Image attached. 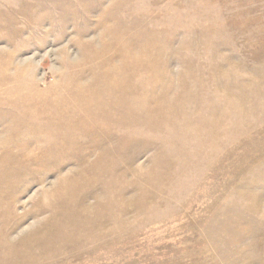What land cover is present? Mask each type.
<instances>
[{
	"label": "rangeland",
	"instance_id": "rangeland-1",
	"mask_svg": "<svg viewBox=\"0 0 264 264\" xmlns=\"http://www.w3.org/2000/svg\"><path fill=\"white\" fill-rule=\"evenodd\" d=\"M0 264H264V0H0Z\"/></svg>",
	"mask_w": 264,
	"mask_h": 264
},
{
	"label": "bare ground",
	"instance_id": "bare-ground-1",
	"mask_svg": "<svg viewBox=\"0 0 264 264\" xmlns=\"http://www.w3.org/2000/svg\"><path fill=\"white\" fill-rule=\"evenodd\" d=\"M144 49H145V48H144ZM127 55H128V54H127ZM111 64H112V63H111ZM109 66H110V65H109ZM113 66H114V65H113ZM113 66H112V67H113ZM107 67H108V66H107ZM107 67H105V70H106ZM115 68H117V67H115ZM109 69H110V67H109ZM117 69H118V68H117ZM103 70H104V69H103ZM127 70H128V69H127ZM106 71H107V70H106ZM108 72H109V71H108ZM110 72H112V71H110ZM103 75H104V74H103ZM117 75H118V74H117ZM121 76H122V75H121ZM103 79H104V78H103ZM105 80H106V79H105ZM123 80H124V79H123ZM110 81H111V80H110ZM110 81H109V82H110ZM104 84H105V83H104ZM110 85H111V84H110ZM99 90H100V89H99ZM94 91H95V90H94ZM94 91L92 90V92H94ZM101 91H102V90H101ZM103 91H104V90H103ZM126 91H127V90H126ZM126 91H125V92H126ZM96 92H97V91H96ZM96 92H94V94H95ZM98 92H99V91H98ZM113 92H114V91H113ZM113 92L111 91L112 94L117 93V92H114V93H113ZM121 92H122V91H121ZM121 92H120V93H121ZM127 93H128V92H126L125 94L127 95ZM90 94H91V93H90ZM98 94H99V93H98ZM123 94H124V93H123ZM123 94H122V95H123ZM125 94H124L123 96H125ZM85 95H86V94H85ZM85 95H84V97H85ZM99 95H100V94H99ZM103 95H104V94H103ZM87 96H88V95H87ZM93 96H95V95H93ZM97 96H98V95H97ZM107 96H108V95H107ZM118 96H119V95H118ZM79 97L81 98V95L78 96V98H79ZM91 97H92V96H91ZM110 97H113V98H114V96H110ZM116 97H117V96H116ZM75 98H77V97H75ZM82 98H83V97H82ZM85 98L87 99L88 97H85ZM92 98H93V97H92ZM97 98L99 99V97H97ZM104 98H105V97H104ZM104 98H103V99H104ZM107 98H108V97H107ZM121 98H122V97H121ZM73 99H74V98H73ZM73 99H72V101L75 102ZM90 99H91V98H90ZM90 99H89V100H90ZM95 99H96V98L93 99V103H95V102H94ZM110 99H111V98H110ZM114 99H116V98H114ZM96 100H97V99H96ZM112 100H113V99H112ZM119 100H120V99H119ZM72 101H71V102H72ZM91 101H92V99H91ZM99 101H100V100H99ZM105 101H106V100H105ZM110 101H111V100H110ZM69 102H70V101H69ZM77 102H78V101L76 100V103H77ZM84 102H85V101H84ZM89 102H90V101H89ZM80 103H81V102H80ZM82 103H83V101H82ZM99 103H100V102H99ZM95 104H96V103H95ZM103 104H104V103H102V106H101V107H104V106H105V105L103 106ZM105 104H106V103H105ZM68 105H70V104H68ZM76 105H78V104H76ZM79 105H80V104H79ZM82 105H83V104H82ZM87 105H88V104H87ZM97 105H101V104H96V106H97ZM70 106H71V105H70ZM80 106H81V105H80ZM91 106H93V105H91ZM91 106L89 105V107H91ZM94 106H95V105H94ZM96 106H95V107H96ZM86 107H87V106H86ZM77 108H78V107H77ZM82 108H84V105H83ZM96 108H98V107H96ZM99 108H100V107H99ZM71 109H72V108H71ZM90 109H91V108H90ZM92 109H93V108H92ZM92 109H91V111H92ZM103 109H104V108H103ZM72 110H73V109H72ZM78 110H80V109H78ZM87 110H89V109L87 108ZM115 110H116V109H115ZM82 111H83V110H82ZM93 111H94V110H93ZM101 111H103V110H101ZM101 111H100V112H101ZM95 112H96V111H95ZM100 112H99V113H100ZM110 112H111V111H110ZM110 112H109V113H110ZM99 113H98V114H99ZM112 114L114 115L115 113H112ZM86 115H89V114H86ZM82 116H83V115H82ZM114 116H115V115H114ZM80 122H81V120H80ZM80 124H81V123H80ZM88 124H89V123H88ZM43 134H44V132H43ZM44 136H47V135H44ZM48 148H49V147H48ZM45 150H46V149H45ZM45 150H44V151H45ZM48 150H49V149H48ZM46 152H47V151H46ZM43 153H44V152H43ZM47 153H48V152H47Z\"/></svg>",
	"mask_w": 264,
	"mask_h": 264
}]
</instances>
